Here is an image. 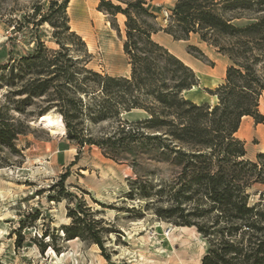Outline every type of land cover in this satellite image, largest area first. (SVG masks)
<instances>
[{"label": "trees", "instance_id": "trees-1", "mask_svg": "<svg viewBox=\"0 0 264 264\" xmlns=\"http://www.w3.org/2000/svg\"><path fill=\"white\" fill-rule=\"evenodd\" d=\"M69 1L36 5L24 17L34 28V46L16 57L9 50L0 60V90L5 89L0 149L21 155L15 140L30 131V118L54 111L61 115L65 138L79 150L93 145L104 157L131 167L135 177L129 179L130 199L147 200L145 206L151 203L161 220L196 229L207 243L200 264H264V151L254 160L247 158L245 142L236 135L243 117L264 122L259 112L264 77L256 68L264 56V0H175L165 26L156 22L152 0H98V11L125 17L122 51L129 76L87 66L91 53L70 28ZM44 23L52 28L56 48L47 47L38 35ZM158 31L174 40L195 35L227 58L222 82L204 89L216 97L214 104L185 96L199 85V77L152 38ZM188 50L195 58L205 57L194 45ZM131 110L144 116H122ZM163 167L168 175L156 183L149 179ZM66 177L62 173L49 187L55 190L49 201L66 200L69 223L60 226L58 237L95 244L110 261L104 240L118 231L99 217L101 210L91 209L82 196L66 189ZM24 227L20 220L14 230L17 248ZM46 236L59 253L53 233L44 229L40 238ZM39 245L43 251L45 244Z\"/></svg>", "mask_w": 264, "mask_h": 264}, {"label": "rangeland", "instance_id": "rangeland-1", "mask_svg": "<svg viewBox=\"0 0 264 264\" xmlns=\"http://www.w3.org/2000/svg\"><path fill=\"white\" fill-rule=\"evenodd\" d=\"M48 1L0 0V60L6 58L9 50L16 57L34 46L35 31L25 18L32 15L36 5L46 7ZM152 1L156 22L160 25L167 20L175 0ZM97 4L98 0H75L72 13L68 14L70 28L92 36L94 47L88 50L91 53L89 68L124 75L129 67L122 51L125 17L117 14L111 18L98 11ZM245 22L237 21L238 24ZM51 31L49 24L44 23L38 35L47 47L56 48ZM183 43V50L200 79V84L185 96L189 99L208 97L205 87L214 89L216 83L222 82L229 62L212 47L201 43L197 36L192 35ZM188 45L200 49L205 57L195 58L188 53ZM256 68L264 77V56ZM4 91L0 90V99ZM259 105V112L264 115V95ZM241 122L239 137L245 142L246 157L254 160L256 153L264 149V122L255 123L247 117ZM28 123L30 131L15 140L21 155L10 154L5 147L0 149V264H200L207 243L196 229L161 220L153 213L151 203L145 206L147 200L129 198V179L135 174L128 164L104 157L93 145L79 150L65 134H52L38 122V117H31ZM72 162L74 164L70 165ZM62 173H67L66 189L82 196L91 209L101 210L99 217L118 231L109 233L104 240L110 261L105 260L95 244L79 238L64 241L58 237L62 235L60 226L69 223L66 200L49 201L48 196L55 194L49 187ZM168 173L167 167L155 169L149 179L156 183L160 176ZM131 207H134L131 212L126 211ZM139 213L142 216L136 217ZM35 214L37 219L33 220ZM20 220L25 227L21 246L17 248L18 237L14 230ZM44 229L53 233L52 243L61 247L59 253L52 249L47 236L40 238ZM167 234L172 236L171 240H167ZM39 243L45 244L43 251Z\"/></svg>", "mask_w": 264, "mask_h": 264}, {"label": "crops", "instance_id": "crops-1", "mask_svg": "<svg viewBox=\"0 0 264 264\" xmlns=\"http://www.w3.org/2000/svg\"><path fill=\"white\" fill-rule=\"evenodd\" d=\"M154 1V0H153ZM152 1V2H153ZM166 22L167 20H165L163 23H160L161 26H165L166 25ZM192 36V35H191ZM195 36V35H194ZM152 38L158 42L159 44L163 45L164 47H166L170 52H172L173 54H175L176 56H178L180 59H182L186 64H188L189 66H192L191 62H189V56L187 55V53L183 50L184 49V43L185 41H188V40H174L171 35L163 32V31H158L156 33H154L152 35ZM190 38V37H189ZM201 43H204V42H201ZM206 44V43H205ZM178 45V46H177ZM207 45V44H206ZM90 52V51H89ZM223 56V55H222ZM225 58L226 61L227 58L225 56H223ZM188 61V62H187ZM194 69V68H193ZM195 71V69H194ZM129 72V67L127 68L126 70V73ZM196 72V71H195ZM109 74V73H108ZM112 75V74H111ZM124 76H127L126 74H124ZM199 77V76H198ZM199 84H200V79H199ZM217 85V83H216ZM195 87H193L192 89H194ZM192 89L186 91L185 93L191 91ZM190 100H192L193 102H196V103H208V104H214L216 102V97L215 96H208V97H205L204 95H202L201 98L199 99H193L191 98ZM243 118H246V117H243ZM247 118H250L252 119L251 117H247ZM253 120V119H252ZM242 123V122H241ZM240 128H241V124H240V127L238 129V131L236 132V135L239 137V133H240ZM240 138V137H239ZM242 139V138H241ZM262 150V149H261Z\"/></svg>", "mask_w": 264, "mask_h": 264}, {"label": "bare ground", "instance_id": "bare-ground-1", "mask_svg": "<svg viewBox=\"0 0 264 264\" xmlns=\"http://www.w3.org/2000/svg\"><path fill=\"white\" fill-rule=\"evenodd\" d=\"M75 0H70L68 7H67V13L70 15L72 13V6L74 4ZM77 32V31H76ZM79 35H81V37L83 38V40L85 41L88 50H91L94 47L93 44V40H92V36L90 34L87 33H81V32H77ZM127 76H129V72L126 73ZM259 109H260V105H259ZM38 122L43 123L46 127L49 128L50 132L52 134L55 135H64L65 134V127L63 124V121L61 119V115L58 113H52V112H45L42 115H40L38 117ZM260 151H264V149L260 150ZM187 227V226H186ZM193 227V226H192ZM184 228V227H182ZM190 228V227H189ZM188 228V229H189ZM194 228V227H193ZM187 229V228H186ZM191 229V228H190ZM195 229V228H194ZM195 231V230H194ZM166 233V232H165ZM172 236H169L167 234V240H171ZM75 239H71L68 241H72Z\"/></svg>", "mask_w": 264, "mask_h": 264}, {"label": "water", "instance_id": "water-1", "mask_svg": "<svg viewBox=\"0 0 264 264\" xmlns=\"http://www.w3.org/2000/svg\"><path fill=\"white\" fill-rule=\"evenodd\" d=\"M122 116L131 120V119L143 117L144 112H142L141 110H131L130 112L123 113Z\"/></svg>", "mask_w": 264, "mask_h": 264}]
</instances>
